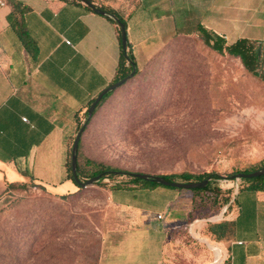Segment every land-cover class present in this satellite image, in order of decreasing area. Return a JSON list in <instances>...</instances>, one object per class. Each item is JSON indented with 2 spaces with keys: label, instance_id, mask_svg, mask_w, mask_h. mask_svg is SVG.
<instances>
[{
  "label": "rangeland",
  "instance_id": "rangeland-1",
  "mask_svg": "<svg viewBox=\"0 0 264 264\" xmlns=\"http://www.w3.org/2000/svg\"><path fill=\"white\" fill-rule=\"evenodd\" d=\"M228 35V43L237 39L235 32ZM137 69L101 101L88 122L87 109L79 116L76 131L87 125L78 157L127 173L219 174L210 184L218 200L212 194L195 209L190 205L193 191L179 190V199L160 213L162 218L153 209L141 224L151 238L153 231L182 223L173 234L167 263L209 264V245L218 243L210 227L228 217L237 181L240 188L248 183L232 175L260 169L264 159V79L198 35L166 43ZM127 173L106 174L99 183L63 195L35 186L2 197L0 264L113 262L107 238L126 227L129 212L113 201L110 186L129 183ZM224 198L230 199L226 205ZM191 223L202 224L201 235L188 231Z\"/></svg>",
  "mask_w": 264,
  "mask_h": 264
},
{
  "label": "crops",
  "instance_id": "crops-1",
  "mask_svg": "<svg viewBox=\"0 0 264 264\" xmlns=\"http://www.w3.org/2000/svg\"><path fill=\"white\" fill-rule=\"evenodd\" d=\"M15 1L21 5L8 0L0 8V196L11 183H37L57 194L76 192L80 187L67 171L76 115L114 83L123 50L121 31L80 0ZM91 1L126 19L138 67L166 43L197 35L201 25L226 39L235 32L237 39L264 41V0ZM22 18L38 45L35 59L14 26ZM249 185L231 200L226 221L233 222L232 236L209 245V264H264V190ZM110 191L129 216L126 227L107 238L113 262L106 264H168L173 234L182 223L153 231L151 238L141 224L147 211L172 209L180 191L135 184ZM196 223L187 229L201 235L204 227Z\"/></svg>",
  "mask_w": 264,
  "mask_h": 264
},
{
  "label": "trees",
  "instance_id": "trees-1",
  "mask_svg": "<svg viewBox=\"0 0 264 264\" xmlns=\"http://www.w3.org/2000/svg\"><path fill=\"white\" fill-rule=\"evenodd\" d=\"M8 2V0H6ZM15 3V6L21 5L20 3L16 2L15 0H9ZM105 11L109 13L116 14L117 17L122 20L126 26V19L115 12L114 9L112 8H107V7H102ZM14 26L16 27L18 33L20 34L21 37L24 38V42L26 45V48L32 58H36L38 54V45L36 41L27 33L26 27L24 24L23 18L21 19L20 22H17L16 20L14 21ZM199 33L197 34L198 36H201L203 41L207 46H209L211 49L219 52L220 54H225L228 53L231 56L237 57L241 60L244 68L251 74L255 76H259L260 78L264 79V45H262L260 40L256 39H249L246 37L238 38L235 41L228 43L226 38L215 33L212 30H209L205 28L204 26H199L198 28ZM128 46L129 43H128ZM129 62V65H128ZM132 63H135L137 67V63L135 60V57L132 53V51L126 52L122 50L121 53V58L119 61V66L117 70V75L115 77L114 82L118 81L119 79L125 77L127 74H129L132 71ZM138 68V67H137ZM138 70V69H137ZM113 92V91H112ZM110 92L107 94L104 99H106L108 96L112 94ZM103 99V100H104ZM93 99L87 104V108L90 106L91 102ZM86 108V109H87ZM87 112V111H86ZM77 120L79 118V112H77ZM82 138V137H81ZM80 145H81V140L79 143V150H80ZM78 150V154H79ZM261 167H264V159L261 161ZM255 168H252L251 170H245L246 171H253ZM67 171H68V177L72 179L75 184L80 187L75 181L73 175H72V168H71V146L69 148L68 152V160H67ZM78 172L81 177L85 178H91L93 176H96L100 173L104 175L106 174H116L118 172L127 173L126 171H121L115 167L106 165L104 163L96 162L88 157L83 156V159L78 157ZM239 172V171H237ZM165 177L169 179H175V177H181L185 179V181H190V180H203L207 177H213V178H219L220 175L217 173H203V174H193L190 172H183L180 175H164ZM136 180V181H133ZM250 183V187L255 190H264V175L259 176L256 178H251V179H246ZM132 184L142 186V187H147V188H155L158 186H163L160 185L156 182H150V181H145L141 180L138 178H132V181L126 184H115L110 186L111 189H118V188H129ZM39 186L41 188H46L40 184L37 183H17V184H9L7 191L3 193L0 196V199L6 195H12L15 194L18 190H24V189H29L31 187ZM168 188L172 189H177L173 188L170 186H166ZM180 190V189H178ZM213 190H210V187H207L205 189H195L193 191V198H192V205L193 208H198L201 205L205 204V200L208 199V196L214 194V199L218 200L220 198L218 193H213ZM63 195V194H61ZM222 198V197H221ZM229 198H224L223 199V205H226L229 202ZM220 205V208L223 206ZM211 230V235L217 240V241H228L233 233V222L232 221H222L218 224H215L210 227Z\"/></svg>",
  "mask_w": 264,
  "mask_h": 264
},
{
  "label": "water",
  "instance_id": "water-1",
  "mask_svg": "<svg viewBox=\"0 0 264 264\" xmlns=\"http://www.w3.org/2000/svg\"><path fill=\"white\" fill-rule=\"evenodd\" d=\"M89 5L95 12L100 13L104 16L109 17L115 23L118 24L120 31H121V43L122 48L124 51L129 52L131 51L130 47L128 46V39H127V33H126V26L122 20H120L116 14L109 13L99 7L98 5H95L91 0H80ZM129 65V62H128ZM132 71L127 74L125 77L119 79L118 81L110 84L108 87H106L104 90H102L91 102L90 106L87 108V122L91 119L93 116L94 111L98 107V105L101 103V101L104 99V97L109 94L110 92L114 91L124 83H126L130 78H132L135 73L137 72V67L135 63H132ZM87 122H85L75 133L74 139H73V145L71 148V168H72V175L77 182V184L81 187H86L95 183H99L102 181L103 174L100 173L96 176H93L91 178L83 179L78 172V150H79V143L82 137V134L86 128ZM119 174L121 172H118ZM117 174V173H116ZM126 174V173H125ZM129 174L132 178H138L145 181L150 182H156L163 186H170L173 188H177L180 190H189L194 191L195 189H205L207 187H210L211 184V177H207L203 180H190V181H180L175 179H169L161 174H151V173H143V172H129ZM264 175V167H261L260 169H255L253 171H244V172H238L236 174H233L232 176L237 179H251L256 178L259 176ZM132 181V180H131ZM130 181V182H131ZM136 181V180H133ZM240 189V181H237L236 183V192ZM225 212V210H224ZM222 212V214L224 213ZM222 216V215H221Z\"/></svg>",
  "mask_w": 264,
  "mask_h": 264
},
{
  "label": "built area",
  "instance_id": "built-area-1",
  "mask_svg": "<svg viewBox=\"0 0 264 264\" xmlns=\"http://www.w3.org/2000/svg\"><path fill=\"white\" fill-rule=\"evenodd\" d=\"M6 5H7V1H6V0H0V8H1V7H5ZM67 43L70 44V41H67ZM24 120H26V118H24ZM158 217H159V218H162V215L159 214ZM217 252H219V250H217Z\"/></svg>",
  "mask_w": 264,
  "mask_h": 264
}]
</instances>
